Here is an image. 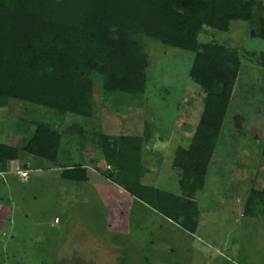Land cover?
I'll return each mask as SVG.
<instances>
[{
    "label": "rangeland",
    "instance_id": "1",
    "mask_svg": "<svg viewBox=\"0 0 264 264\" xmlns=\"http://www.w3.org/2000/svg\"><path fill=\"white\" fill-rule=\"evenodd\" d=\"M248 33L249 22L232 21L227 32L205 30L198 37L235 49L241 67L210 181L197 195L202 208L194 234L104 178L101 152L74 132L148 134L142 147L143 181L178 194L174 153L189 146L204 98L188 77L191 54L146 39L145 92L105 98L95 77L89 118L15 100L0 108V143L23 148L35 123L47 122L62 131L59 164H80L87 173V181L80 183L62 180L60 169L35 163L23 171L25 156L7 165L0 173V264H264V215H243L245 197L264 179V68L259 59L246 56L264 53V40ZM236 115L243 118L240 131L234 126Z\"/></svg>",
    "mask_w": 264,
    "mask_h": 264
},
{
    "label": "trees",
    "instance_id": "2",
    "mask_svg": "<svg viewBox=\"0 0 264 264\" xmlns=\"http://www.w3.org/2000/svg\"><path fill=\"white\" fill-rule=\"evenodd\" d=\"M232 21L249 22V37L264 40L260 0H0V108L15 100L58 115L89 118L95 77L101 79L105 98L145 92L146 39L191 54L188 77L204 98L189 146L178 147L174 153L178 194L143 181L142 147L148 134L87 135L76 128L74 132L101 152L104 169L99 172L104 178L194 234L202 208L197 195L210 181L212 159L241 67L235 49L198 37L205 30L227 32ZM246 56L259 59L264 68V53L246 52ZM242 123V116H234L239 131ZM61 136L60 128L36 122L23 148L0 143V173L25 156L28 162L23 171L35 163L46 170L60 169L62 180L86 182L82 165L59 164ZM262 142L260 155L264 158V139ZM243 215H264V179L261 188H251L245 197Z\"/></svg>",
    "mask_w": 264,
    "mask_h": 264
},
{
    "label": "built area",
    "instance_id": "3",
    "mask_svg": "<svg viewBox=\"0 0 264 264\" xmlns=\"http://www.w3.org/2000/svg\"><path fill=\"white\" fill-rule=\"evenodd\" d=\"M22 175H25V173H23Z\"/></svg>",
    "mask_w": 264,
    "mask_h": 264
},
{
    "label": "crops",
    "instance_id": "4",
    "mask_svg": "<svg viewBox=\"0 0 264 264\" xmlns=\"http://www.w3.org/2000/svg\"><path fill=\"white\" fill-rule=\"evenodd\" d=\"M56 222V221H55Z\"/></svg>",
    "mask_w": 264,
    "mask_h": 264
}]
</instances>
